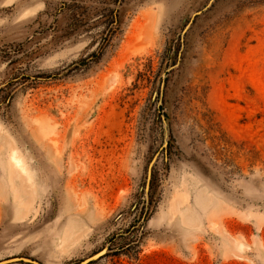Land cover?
<instances>
[{
    "label": "rangeland",
    "instance_id": "rangeland-1",
    "mask_svg": "<svg viewBox=\"0 0 264 264\" xmlns=\"http://www.w3.org/2000/svg\"><path fill=\"white\" fill-rule=\"evenodd\" d=\"M104 247L264 264V0H0V260Z\"/></svg>",
    "mask_w": 264,
    "mask_h": 264
},
{
    "label": "water",
    "instance_id": "water-1",
    "mask_svg": "<svg viewBox=\"0 0 264 264\" xmlns=\"http://www.w3.org/2000/svg\"><path fill=\"white\" fill-rule=\"evenodd\" d=\"M157 159V156H155L148 167V180H147V190H149L150 186V180H151V175H152V168ZM108 252V248L104 247L100 251L96 252L95 254L85 258L84 260L80 261L78 264H89L93 261L99 260L101 257H103L106 253ZM18 262H26L30 264H42L37 260L31 259L29 257H24V256H14V257H9L3 260H0V264H16Z\"/></svg>",
    "mask_w": 264,
    "mask_h": 264
},
{
    "label": "bare ground",
    "instance_id": "bare-ground-1",
    "mask_svg": "<svg viewBox=\"0 0 264 264\" xmlns=\"http://www.w3.org/2000/svg\"><path fill=\"white\" fill-rule=\"evenodd\" d=\"M12 160L14 161V163L17 165V167L20 169L21 172H23L26 176L27 179L25 180V182L29 185H27L28 188H32V183H31V179H30V175H29V171L28 168L22 163L21 158L17 155L16 151H13L11 154Z\"/></svg>",
    "mask_w": 264,
    "mask_h": 264
},
{
    "label": "trees",
    "instance_id": "trees-1",
    "mask_svg": "<svg viewBox=\"0 0 264 264\" xmlns=\"http://www.w3.org/2000/svg\"><path fill=\"white\" fill-rule=\"evenodd\" d=\"M171 51H173V49L171 48V47H169L165 52H166V58L164 59V62L163 63H167V64H169L170 62H172L173 61V59H174V61H175V58H174V56H170L169 55V52H171ZM177 53V52H176ZM177 56V55H176ZM149 191V190H148ZM94 262V261H93ZM93 262H91V263H89V264H92Z\"/></svg>",
    "mask_w": 264,
    "mask_h": 264
}]
</instances>
